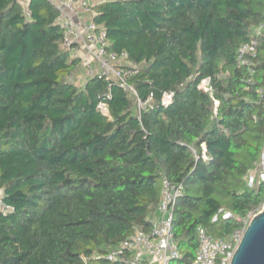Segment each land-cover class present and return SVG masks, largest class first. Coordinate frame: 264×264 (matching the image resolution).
Returning a JSON list of instances; mask_svg holds the SVG:
<instances>
[{
	"label": "trees",
	"instance_id": "16d2710c",
	"mask_svg": "<svg viewBox=\"0 0 264 264\" xmlns=\"http://www.w3.org/2000/svg\"><path fill=\"white\" fill-rule=\"evenodd\" d=\"M94 10L111 49L139 65L128 80L137 96L102 77L74 81L50 0H0V195L9 207L0 264H124L105 254L149 229L164 178L183 187L173 219L180 258L170 264H191L199 226L228 238L243 223L213 217L244 219L264 201V180L246 185L264 146V32L249 83L236 62L264 0H110ZM204 78L211 93L198 89ZM165 91L174 96L163 108ZM151 93L139 111L137 98Z\"/></svg>",
	"mask_w": 264,
	"mask_h": 264
},
{
	"label": "built area",
	"instance_id": "2783aa9c",
	"mask_svg": "<svg viewBox=\"0 0 264 264\" xmlns=\"http://www.w3.org/2000/svg\"><path fill=\"white\" fill-rule=\"evenodd\" d=\"M22 2L24 0H21ZM57 9L58 23L63 29L62 47L69 53L71 59L76 60V68L81 67L84 80L90 77H102L107 81L116 82L124 90L137 96L135 89L129 83V78L135 76L140 67L127 59L124 51L111 49L105 28L94 20L96 12L94 6L110 0H50ZM24 5V4H23ZM27 5H24L26 8ZM264 32V18L252 28L251 37L240 45L236 62L238 66L247 67V82L251 81L252 65L257 55L259 39ZM198 89L211 93L210 79L204 78L198 84ZM172 91H165L161 95L160 104L166 108L173 99ZM259 96H263L259 90ZM152 93L146 100L137 98L139 111L151 105ZM98 109L107 113L106 103L99 102ZM202 157L205 159V145L201 144ZM258 179L264 180V157L261 156L256 166L246 173V185L253 188ZM181 184L162 180L160 198L156 205V213L149 220V229H135L119 245L105 254L110 262L117 260L124 264H170L174 259L180 258L177 242L173 232L174 205L182 196ZM0 210L8 211L1 202ZM256 211H251L246 218L240 219L230 211L224 210L213 217V221L235 218L243 226L234 231L228 238L214 237L208 234L203 227H198V247L191 264H228L234 248L239 241L249 219Z\"/></svg>",
	"mask_w": 264,
	"mask_h": 264
},
{
	"label": "water",
	"instance_id": "95a60500",
	"mask_svg": "<svg viewBox=\"0 0 264 264\" xmlns=\"http://www.w3.org/2000/svg\"><path fill=\"white\" fill-rule=\"evenodd\" d=\"M228 264H264V201L246 224Z\"/></svg>",
	"mask_w": 264,
	"mask_h": 264
},
{
	"label": "crops",
	"instance_id": "0c3cea01",
	"mask_svg": "<svg viewBox=\"0 0 264 264\" xmlns=\"http://www.w3.org/2000/svg\"><path fill=\"white\" fill-rule=\"evenodd\" d=\"M27 3H28V0H24L23 1V4L25 5H27ZM79 68L80 67H78V69L76 70V71H74V73L72 74V76H73V78H74V81L77 83V84H82V83H84L85 82V80H84V78H85V76L84 75H82V73L80 72H78V70H79ZM81 71H82V69H80ZM75 75V76H74Z\"/></svg>",
	"mask_w": 264,
	"mask_h": 264
},
{
	"label": "rangeland",
	"instance_id": "374dc122",
	"mask_svg": "<svg viewBox=\"0 0 264 264\" xmlns=\"http://www.w3.org/2000/svg\"><path fill=\"white\" fill-rule=\"evenodd\" d=\"M78 68H76L74 71H76ZM80 69H82L81 67L79 68V70H78V72L80 73H82V75H84V72H83V69H82V71L80 70ZM75 76V75H74Z\"/></svg>",
	"mask_w": 264,
	"mask_h": 264
}]
</instances>
